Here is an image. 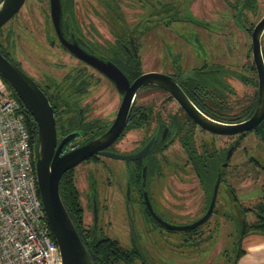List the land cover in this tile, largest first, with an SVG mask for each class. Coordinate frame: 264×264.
I'll return each instance as SVG.
<instances>
[{
  "label": "rangeland",
  "instance_id": "obj_1",
  "mask_svg": "<svg viewBox=\"0 0 264 264\" xmlns=\"http://www.w3.org/2000/svg\"><path fill=\"white\" fill-rule=\"evenodd\" d=\"M104 1L111 4L114 12L118 11L119 17L123 16L133 28V34L135 29L136 33L139 32L137 44L143 71L153 69L166 72V69L172 72L173 65H176L175 55L180 60L177 64L183 70L201 66L206 58V63L227 69L223 79L230 89L223 90V97L212 93L222 105L217 114L231 119L248 108L258 84L256 71L251 69L254 66L251 37L243 26L255 24L264 15V0H256V8L252 12L242 11L240 23L233 19L235 9L230 5L237 0H144V3L143 0H74L78 21L84 23L85 27L91 20L100 32L99 40L102 42L112 40L109 30L115 28L108 22L110 13L105 9ZM49 21V0H25L17 14L3 26L0 41L13 59L20 60L23 67L35 75L53 74L59 78L67 70L86 68L69 57L54 39ZM191 35L194 39L197 36L198 43L193 42ZM50 38L55 40L54 44H50ZM261 47L264 50V33ZM86 71L91 74L93 84L84 98L92 105V114L108 122L119 104V96L106 78L95 70L86 68ZM235 73H241L251 81L244 82ZM136 104L151 108L150 124L146 130L126 132L116 143V148L121 151L135 147L144 132L151 131L156 115L165 118L174 111L179 113L177 105L168 100L164 91L158 89L141 90L136 95ZM195 135L198 148L202 140L211 139L214 149L219 151L227 148L236 138L210 137L199 132ZM164 154L170 163L164 166L163 177L158 179L152 175L148 178L151 202L165 221L185 225L200 216L206 197L189 165L183 164V161L179 169L172 165V162H176L174 156H184L178 141ZM250 157L264 165V142L254 132L246 134L235 147L224 180L219 184L215 212L196 227V231H167L153 227L144 237L143 222L139 216L130 218L127 213L124 198L127 171L124 161L102 157L97 163L80 164L74 169V182L83 206L84 225L91 227L93 224L90 206L83 198L86 194L85 177L89 174L98 183L101 196L106 197L100 202L97 228L117 239L123 247L129 243L132 221L141 246L150 245L151 253H156L154 257L158 260L154 264H235L242 219L251 222L256 218L254 211L243 212L242 208H252L264 190V169L254 164ZM107 168L112 169V174ZM250 233L254 232H248L245 236ZM240 246L244 247L243 241ZM145 254L151 258L147 251Z\"/></svg>",
  "mask_w": 264,
  "mask_h": 264
},
{
  "label": "flooded vegetation",
  "instance_id": "obj_2",
  "mask_svg": "<svg viewBox=\"0 0 264 264\" xmlns=\"http://www.w3.org/2000/svg\"><path fill=\"white\" fill-rule=\"evenodd\" d=\"M143 3H144V0H143ZM104 7L106 11H109L110 13V18L108 19V22L111 24V26L115 27V28H112V30H109L110 35L113 37L111 41L102 42L99 40V38L101 37V34L100 32H98V30L94 26L93 22H91V20H89L85 24V27H84V23H81L78 21L74 0H73L72 18H71V14H69L68 11L66 12V9L64 8L62 9V36L68 43L76 44L77 46L81 47L88 53L95 55L101 59L109 60L110 62H112L125 75L127 80L131 83L140 74L144 72H149V71L142 70V59L139 55V47L137 44L138 43L137 37H138L139 32L136 33V29H135L134 31L135 34H133V28H130V26L123 19V16L119 17V15L111 9L112 6L110 3H108V1L106 2L104 1ZM235 10L232 16H233V19L236 21L234 17ZM93 12L96 16H98L95 10ZM254 25L255 24L252 25V28ZM249 34L251 37V32ZM54 35H55L54 39L58 41V44L65 50V52H67L69 57L74 58V60H76L77 62H80L84 67L95 70L97 73H99L104 78H106L112 84L117 95L119 96V104L114 112L113 118L108 122H106L105 120H100L97 116L92 114L93 112V110L91 109L92 105H89V102H86V99L84 98L88 92L89 87L93 84V80L91 79V76H90L91 74H89L86 71V68H78L76 71L67 70L62 76H60L59 78H55L53 74H46V76H39V75L32 74L23 67L20 60L13 59L17 63V66L20 69H22L28 76H30L35 81V83L40 87V89L44 92V94L48 98L53 108L54 117H55V131H56L55 149L58 147V144L60 143L63 137L73 136L66 144H64L61 147L60 154H63L71 150L72 148L78 146L79 144L98 136L99 134H101L103 131L107 129V127L113 122V120L115 119L117 115L119 106L124 96V92H121L117 88V86L96 67H94L93 65L73 55L65 46H63L59 42L55 31H54ZM190 38L193 39V42L198 43L197 36H196V39H194L193 35H191ZM54 39L53 38L49 39L50 44H54L55 42ZM117 43H119L123 49L112 50L113 46L116 45ZM261 49H262V54H263V48L261 47ZM174 57H175L174 62L176 65H173V71L171 72L164 68L166 72H161V73L171 75L175 79H178L181 76H183V81L180 83V87L182 88L184 93L187 95L191 103L205 116L211 119H215L220 122H229L228 121L229 119L224 118L223 116H220V114H217L221 111L222 105L218 101V99H216L215 96L212 94L214 93L216 94V96H221V97L224 96L223 90H226V89L217 87L219 83L225 84L228 87L227 90L230 89L227 83H225V80L223 79L224 74L225 73L227 74V72H225L227 71V69H224L217 64L206 63V58L202 56V58H205V62H202L201 66L193 67V68H190L189 70H183L177 64L180 61V60H177L178 56L175 55ZM263 59H264V56H263ZM137 60L139 61L141 72L136 77L129 79L128 74L124 71V68L123 67L121 68L118 64H127L130 66L131 63H135ZM253 68L255 69L254 66ZM150 71L160 72L158 70H153V69ZM148 88L164 91V93L168 97V100L177 105L179 113L177 111H174L170 114H167L165 118H161L159 114L156 115L155 123L152 126L151 131H145L143 136L138 141L135 147H132L126 151L124 150L121 151L120 149L116 148V143L118 140H120L125 135L126 132L133 130V129H145L146 130L147 126L150 124V120L152 117L151 108L148 106L136 104V95L141 90L148 89ZM255 97L257 98V92L255 93ZM250 104L248 108L250 107ZM248 108L244 109L243 112H241V114L231 119L236 120L237 117L244 115V113L246 112V110H248ZM132 118L135 120V123L137 125L135 127L127 128L129 125L131 126L130 121ZM234 122H238V121L236 120ZM101 127H103V129H101ZM196 132H199L201 134L206 133L207 135H210V137L236 136V138L227 146V148L221 151L214 149L213 140L211 139H209V141L202 140L198 148L195 143ZM250 132H254L264 142V137L256 130H249L245 133H238L234 135L215 134L199 126L193 120V118L181 107L178 101L174 99L173 96H171V94L167 90L161 87H158L156 85H153V84H146V85L140 86L135 91L132 101H131L129 112L127 115V120H126V123L122 131L120 132L116 140L105 149L111 150V151H114L120 154L128 155V154H133V153L138 152L150 140H152L149 150L143 156L135 158V159H130L129 161H126L124 159H119V158H111V157L105 156L100 153H95L91 155L90 157H88L87 159L81 161L76 166L72 167L70 170H72L73 177H74V172H75L74 169L80 164L89 163V162L97 163L99 162V158H102V157L108 158V159L123 160L125 163L124 168L127 171V183L124 184L125 185L124 186V198H125V203L128 207L127 213L129 214L130 218L134 216L138 218L139 216L141 223L143 222L142 230L144 233L142 234V236L144 237L146 236V234L150 233L153 227L154 228L157 227V229L163 228V229H166L167 231H177V230L168 229L165 226H163L161 223H159L151 215L150 211H148L146 201L144 199V192H146L147 197L150 202V206L152 207L153 211L155 212L157 216L162 218L160 214L157 212V210L152 205L150 193L148 191V178L152 175H156L158 179H161V177H163V168L164 166H168V164L170 163L167 156H165L164 151L168 149L175 141H178L179 147L182 150L184 156L183 155L180 156L181 154L174 156L176 162H172V165L175 168L179 169L181 168L180 166L181 161H183V164L189 165L190 170L194 172L206 197L205 206L200 214V216H202L208 207L213 184L211 185V188L209 186L205 187L206 185H204L203 182L201 181L199 172L203 170L204 174L202 173L201 175L205 176L207 174L208 176L209 175V173H207L208 164L210 162H213L214 160L216 161L215 176L218 170H220L221 172L222 167L225 168L226 170V168L229 165V159L231 158V155L234 152L235 147L238 146V141L240 142V140L246 134ZM34 135H35V139L32 138V136ZM32 136L30 135V138H31L33 149L35 151L37 127H36V134H32ZM231 146H234L233 151L230 157L227 159V165L223 166V163L226 161L225 157H226L227 151ZM180 157H184V158L180 160ZM250 159H252L253 161L256 160L258 163L262 164L259 160H257L254 157H250ZM107 171H109V173L112 174V169L107 168ZM224 174L225 172L224 173L221 172L220 182L224 180ZM208 184L209 182H207V185ZM127 186L129 189L128 198L126 194ZM98 188H99L98 183L96 182L93 175H89V174L86 175L85 177L86 194L83 196V198L85 199L87 205L90 206L92 216H93V198L95 199V202L97 205L98 215L100 213L99 211H101L100 202L106 200L105 196H101ZM217 193H218V190H217ZM79 199H80V196H79ZM216 200H217V195H216ZM215 206H216V201H215L214 208ZM214 208L210 216L215 212ZM200 216L194 218V220L199 218ZM133 222L135 225V220H133ZM149 223L152 224L151 227L148 226ZM245 224H246V221H245ZM91 227L97 239L111 238L105 235L104 231L101 228H97V224H96L95 229H93V224ZM133 227L134 226L131 221L130 226H129L130 233L128 236L129 243L126 245V247H123L118 242L119 245L127 251L125 256L128 257L127 259L129 260L130 264H154V261L158 260L154 257L156 253H153V254L151 253L150 245H148V247L146 246V244L144 245V247L141 246V244L137 240V234L135 230L133 229ZM192 230L193 229H190V231ZM186 231H189V230H186ZM112 239L118 241L115 238H112ZM145 251H147L150 254L151 258L147 257V254H145Z\"/></svg>",
  "mask_w": 264,
  "mask_h": 264
},
{
  "label": "water",
  "instance_id": "obj_3",
  "mask_svg": "<svg viewBox=\"0 0 264 264\" xmlns=\"http://www.w3.org/2000/svg\"><path fill=\"white\" fill-rule=\"evenodd\" d=\"M24 2L25 0H0V28L17 14ZM62 4L63 0H49V17L59 42L73 55L100 70L121 92H124L117 115L107 129L98 136L60 154L61 147L73 136L63 137L55 149L54 111L44 92L30 76L1 52L0 75L9 83L37 127L34 151L36 184L45 217L50 226L52 236L58 245L61 264H93L60 196L59 182L63 173L95 153L129 161L130 159L143 156L149 150L152 140L138 152L128 155L105 149L116 140L122 131L135 91L146 84H153L167 90L199 126L215 134L234 135L245 133L249 130H256L264 137V59L261 49L264 15L255 23L251 31V52L258 84L254 111L250 117L242 121L220 122L205 116L191 103L180 87L183 76L175 79L165 73L149 71L140 74L130 83L125 75L109 60L92 55L76 44L68 43L62 36ZM233 148L234 146H231L228 149L223 166L227 165V159L230 157ZM220 179L221 172L218 170L205 213L188 224L175 225L157 216L150 206L147 193L144 192L148 211L159 223L168 229L177 231L194 229L209 218L215 205ZM126 194L128 198V186ZM97 220V205L93 198V229L96 228ZM245 225V219L243 218L241 234Z\"/></svg>",
  "mask_w": 264,
  "mask_h": 264
},
{
  "label": "built area",
  "instance_id": "obj_4",
  "mask_svg": "<svg viewBox=\"0 0 264 264\" xmlns=\"http://www.w3.org/2000/svg\"><path fill=\"white\" fill-rule=\"evenodd\" d=\"M34 157L25 112L0 76V264H61Z\"/></svg>",
  "mask_w": 264,
  "mask_h": 264
},
{
  "label": "trees",
  "instance_id": "obj_5",
  "mask_svg": "<svg viewBox=\"0 0 264 264\" xmlns=\"http://www.w3.org/2000/svg\"><path fill=\"white\" fill-rule=\"evenodd\" d=\"M240 1V2H239ZM235 3V4H234ZM234 3H230V5L235 8V19L236 22L240 23V20H242L241 15L242 11L246 12H252L255 10L256 6V0H237ZM66 9V12L68 11L69 14H71L72 18V13H73V0H63L62 4V9ZM113 11V7L111 8ZM117 10V9H116ZM118 14V11H116ZM16 15V14H15ZM14 15V16H15ZM13 16V17H14ZM12 17V18H13ZM50 22V21H49ZM252 25L250 26H243V29H245L248 33L251 32ZM3 27L0 28V34L2 31ZM118 49H123L122 46L117 43L116 45L113 46L112 50H118ZM0 52L9 60H11L14 64L17 65L15 60L10 56L8 51L5 49V46L3 42L0 41ZM263 56H264V50H263ZM121 58V57H120ZM113 60V59H112ZM121 60V59H120ZM121 68H124V71L128 74L129 79H132L136 77L138 74H140V64L139 61L137 60L135 63H131V65L127 64H118ZM253 69V66L251 67ZM235 75L242 81L247 82L251 81V79H248L246 76L242 75L241 73H235ZM1 76V75H0ZM3 82L6 85V88L9 90L11 94H13L18 100L19 98L16 96L14 93L13 89L9 85V83L1 76ZM215 81V79H214ZM217 87H221L222 89H227L228 87L223 84L219 83ZM256 97L254 96L253 101L250 104V107L244 115L237 117L236 120L240 121L244 118H247L250 116V114L253 112L254 107H255V102H256ZM21 107L23 111L25 112V117H26V123L27 127L29 130L30 135L36 134V126L32 120V117L30 114L24 109L21 101L19 100ZM236 120L229 119V122H234ZM131 126L129 125L127 128L130 127H135L137 124L135 123V120L132 118L131 121ZM103 129V127H101ZM32 138L35 139V135L32 136ZM239 143V141H238ZM254 164L258 165L260 168L264 169V165L258 163L256 160L253 161ZM212 163V165H211ZM199 170V169H198ZM215 172H216V161L214 160L213 162H210L208 164V171L209 175L207 174L205 176H202L201 174H204V171L201 170L199 172V176L201 177V181L203 182L205 187L209 186L211 188V185L214 182L215 178ZM221 172H225V168H221ZM207 182L209 184L207 185ZM208 187V189H209ZM59 192L60 196L62 199V202L86 248L87 253L89 254L93 264H118V263H123V264H130L129 260L127 259L128 257L126 255V250L123 249L118 241L112 239V238H105V239H97L95 237L92 227H86L83 222V207L79 199V191L75 185L74 182V177H73V172L72 170H67L66 172L63 173L60 182H59ZM247 210H252L255 213L256 218L251 221V222H246L245 228L243 233L241 234L239 231V238H238V247H237V254H236V260L235 264L237 262V259L243 254L244 250L240 247V241L241 239L248 233V232H258V233H264V190L261 195V198L259 201H257L252 208L249 207H244L242 208V211L245 212ZM215 211V208H214ZM192 231H196V228L193 229ZM131 258V256H130Z\"/></svg>",
  "mask_w": 264,
  "mask_h": 264
},
{
  "label": "crops",
  "instance_id": "obj_6",
  "mask_svg": "<svg viewBox=\"0 0 264 264\" xmlns=\"http://www.w3.org/2000/svg\"><path fill=\"white\" fill-rule=\"evenodd\" d=\"M242 241L244 252L236 264H264V233H250Z\"/></svg>",
  "mask_w": 264,
  "mask_h": 264
}]
</instances>
